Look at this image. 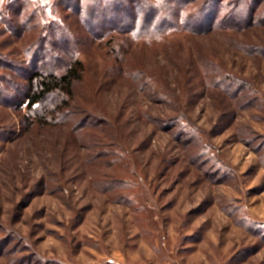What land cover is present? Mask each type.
<instances>
[{
    "label": "rangeland",
    "instance_id": "1",
    "mask_svg": "<svg viewBox=\"0 0 264 264\" xmlns=\"http://www.w3.org/2000/svg\"><path fill=\"white\" fill-rule=\"evenodd\" d=\"M31 1L0 2V264H264V0H243L242 30L221 14L212 31L210 4L120 62L79 51L83 77L43 121L32 73L150 15L98 0L85 22L65 3L69 32L38 34Z\"/></svg>",
    "mask_w": 264,
    "mask_h": 264
},
{
    "label": "trees",
    "instance_id": "2",
    "mask_svg": "<svg viewBox=\"0 0 264 264\" xmlns=\"http://www.w3.org/2000/svg\"><path fill=\"white\" fill-rule=\"evenodd\" d=\"M146 5V15H150L147 19H141L140 16L135 15L133 23L125 27L116 28L113 25L110 27L101 28L100 32L91 36L85 44L78 46L75 49L68 50L65 62L60 67L44 65V69L35 71L29 77L28 92L24 97V102L27 108L34 111L35 117L41 120L48 112L55 111L60 113V110L65 108L69 103L66 96L73 94V87L75 82L83 77L85 64L83 59L79 58V51L85 52L91 50L95 45L99 50L106 48V53L111 58L119 59L127 53V50L134 45V42L143 39V43L159 44L165 40V36L172 30H181L187 33L195 26H190V23L200 15L207 13L210 6H219V14L216 20L211 23L212 31L225 32L227 29L222 25L221 14L224 15L225 22H228L234 30H242L246 25L242 26L241 20L236 19L238 13H242V7L246 6V1L243 0H143ZM241 1L245 5H241ZM256 0H253L255 2ZM32 2V3H31ZM27 4H34L29 7L26 12H21L26 15L28 24L26 26L30 29L37 30V33L52 32L56 30L59 36L67 34L72 25L66 17L65 12L67 6L65 3L76 5L77 15L81 16L84 12L85 22L90 19L89 13L96 9L99 4L98 0H32ZM113 0L108 5L101 7L102 9H111V17L115 18V13L121 5L125 9H129L131 5ZM211 4V5H210ZM244 4V3H243ZM210 5V6H209ZM102 6V5H101ZM100 7V5H99ZM212 13H214L212 11ZM49 14V15H48ZM92 17V16H91ZM247 21V18L244 21ZM27 28V29H28ZM35 30V31H36ZM42 38V35L39 39ZM38 39V40H39ZM44 41L45 38H42ZM42 40L40 42H42ZM34 39L31 44L36 43ZM41 44V43H40ZM163 44L167 45L166 41ZM56 48L55 43H53ZM122 70V69H121ZM128 70V69H124ZM129 71V70H128ZM130 73V72H129ZM52 93H56L57 98L50 103L49 98ZM48 104V105H47ZM47 105V106H45ZM58 108V109H57ZM41 109V112L39 111ZM42 120V121H43Z\"/></svg>",
    "mask_w": 264,
    "mask_h": 264
},
{
    "label": "snow or ice",
    "instance_id": "3",
    "mask_svg": "<svg viewBox=\"0 0 264 264\" xmlns=\"http://www.w3.org/2000/svg\"><path fill=\"white\" fill-rule=\"evenodd\" d=\"M0 2H2V0H0Z\"/></svg>",
    "mask_w": 264,
    "mask_h": 264
}]
</instances>
